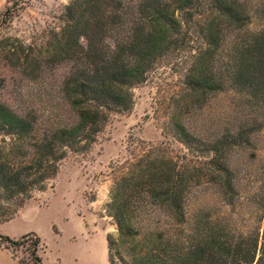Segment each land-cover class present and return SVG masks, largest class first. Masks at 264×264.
I'll return each mask as SVG.
<instances>
[{
	"label": "trees",
	"instance_id": "1",
	"mask_svg": "<svg viewBox=\"0 0 264 264\" xmlns=\"http://www.w3.org/2000/svg\"><path fill=\"white\" fill-rule=\"evenodd\" d=\"M0 12V27L9 23L27 0H10ZM261 18L264 21V6ZM204 17L193 51H187L184 73L186 95L201 107L210 96L233 89L246 97L249 106L264 107V23L250 29L251 16L238 0H141L124 8L122 0H70L64 8L63 26L45 46L32 52L16 39H0V59L37 80L44 65L70 62V72L59 91L76 120L54 125L37 136L38 117L18 115L0 103V134L11 138L0 150V192L5 198H29L33 189L43 190L58 164L80 143L95 139L111 112L132 107V88L145 80L156 59L174 45L186 22ZM173 46V47H174ZM179 139L192 149L196 137L176 118L172 121ZM260 124L241 128L213 140L201 152L215 183L229 174L225 149L250 146L251 134ZM192 167L191 170H197ZM191 171L180 170L169 158L151 153L130 163L111 189L106 209L116 226V236L106 235L109 264H264V234L234 233L212 221L207 213L195 218L191 233L184 201L190 190ZM229 184L230 179L227 178ZM22 205L1 218L8 221ZM157 209L163 210L180 233L146 229L143 224ZM147 219V220H146ZM42 240L29 231L17 238L0 233V247L17 264H26L15 251L24 248L31 264H44L39 253ZM125 252L127 258L121 254ZM117 255L118 261L114 259Z\"/></svg>",
	"mask_w": 264,
	"mask_h": 264
},
{
	"label": "rangeland",
	"instance_id": "2",
	"mask_svg": "<svg viewBox=\"0 0 264 264\" xmlns=\"http://www.w3.org/2000/svg\"><path fill=\"white\" fill-rule=\"evenodd\" d=\"M9 1L0 0V12ZM69 1L27 0L18 14L0 27V39L10 37L32 52L39 51L60 31ZM138 1L122 0L125 9L134 8ZM238 1L244 3L252 18L249 28L261 27L264 0ZM203 18L195 17L196 23L186 22L175 38L178 45L184 41V50L171 45L156 59L145 80L132 88V107L111 112L92 143L83 146L82 142L67 150L43 190L33 189L25 199L21 195L7 199L0 192V223L3 216L22 205L11 220L0 226V233L12 238L29 231L37 233L42 240L39 253H47L49 262L57 257L59 264H109L106 235L117 234L106 209L110 189L118 177L127 173L130 163L151 153L172 159L180 170L189 169L193 175L184 201L188 221L183 235L191 233L201 212L234 233L258 230L260 237L264 234V107L247 105L246 97L233 89L213 94L201 107L193 105L186 95L185 52L193 51L199 43L196 37ZM50 65H44L40 78L30 80L0 59V103L18 115L36 114L38 137L54 125L76 120L59 91L71 63ZM175 118L196 137L192 149L179 139L172 124ZM258 124L250 146L223 151L229 174L215 183L206 165L211 153L200 150L223 135ZM10 142L9 136L0 134V150L7 149ZM142 227V231L157 229L173 236L180 233L161 209L151 214ZM15 254L31 264L24 248ZM121 254L127 258L123 250ZM114 259L118 261L115 254Z\"/></svg>",
	"mask_w": 264,
	"mask_h": 264
},
{
	"label": "crops",
	"instance_id": "3",
	"mask_svg": "<svg viewBox=\"0 0 264 264\" xmlns=\"http://www.w3.org/2000/svg\"><path fill=\"white\" fill-rule=\"evenodd\" d=\"M5 222H7V221H5ZM5 222L0 223V226L3 225ZM2 252H4V254H2ZM41 257H42L44 264H59V259L57 257H56V259H53L49 262V260H48L49 258H48L47 253L41 254ZM0 264H17V261L7 251L0 248Z\"/></svg>",
	"mask_w": 264,
	"mask_h": 264
}]
</instances>
